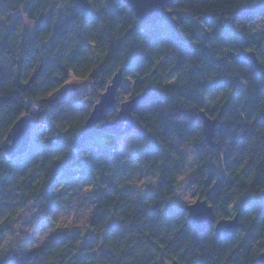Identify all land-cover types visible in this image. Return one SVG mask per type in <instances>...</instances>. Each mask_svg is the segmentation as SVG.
<instances>
[{
  "label": "clouds",
  "instance_id": "clouds-1",
  "mask_svg": "<svg viewBox=\"0 0 264 264\" xmlns=\"http://www.w3.org/2000/svg\"><path fill=\"white\" fill-rule=\"evenodd\" d=\"M88 2L97 14H102L101 9L110 12L111 19L103 27L78 24L74 36L80 46L75 48L61 44L37 57L39 41L21 44V74L30 77L34 86L29 85L27 92L8 93L13 99L6 106L0 104L4 137L0 181L29 168L33 174L40 169L51 173L44 194H21L19 202L11 205L15 214L8 213L11 219L0 221V264H42L41 253L51 235L73 224L64 218L71 214L85 228L95 224L100 211L96 193L109 189L118 193L112 200L118 211L112 210V203L105 204L108 219L94 231L104 232L112 218L123 223L110 237L105 234L107 252L104 243L94 242V264H156L157 259H175L180 252L184 253L181 264H222L223 257L217 253L225 248L235 249L229 264H241V259L257 264L264 257V244L252 240L254 231L264 236V184L255 188L249 181L246 187L234 177L241 160L248 167L240 177L254 163H264V124L253 133L251 123L264 114V99L254 103L264 90V67L260 75L255 64L233 71L234 79L221 92L211 86L212 77L203 64L184 63L175 41L193 46L195 39L198 48L220 51L215 45L227 40L225 57L228 53L235 57L251 44L248 51L255 47L264 57V46L258 47L264 44V0H230L234 11L226 19L221 16L219 26L215 20L207 23L209 18L202 22L198 12L185 16L169 11L178 0H146L149 8L158 9L150 15L142 14L134 0ZM48 8L58 10L60 18L72 11L65 0H49L41 11ZM12 10L22 18V29L38 31L39 13L28 19L27 0L13 4ZM13 19L12 12L0 5V39ZM188 32L191 36L186 37ZM241 32L246 35L240 37ZM19 41V34L11 37L14 55ZM11 63L0 57V64ZM46 64L50 65L47 71L42 67ZM36 67H41L42 83L32 76ZM54 73L62 76V86H55L60 81L52 79ZM157 73L160 80L154 79ZM225 99L221 117L239 120V135H225L222 130L230 126L212 115ZM189 118H195L191 135L186 132ZM238 139L241 144L236 146ZM157 141L158 152L148 153L147 145ZM105 151L107 157L102 155ZM148 156L159 165L146 167ZM90 159L93 163L85 171L82 162ZM65 165L68 177L56 172ZM193 208L205 210L207 219H191ZM222 223L233 225L227 238L218 234Z\"/></svg>",
  "mask_w": 264,
  "mask_h": 264
},
{
  "label": "trees",
  "instance_id": "trees-1",
  "mask_svg": "<svg viewBox=\"0 0 264 264\" xmlns=\"http://www.w3.org/2000/svg\"><path fill=\"white\" fill-rule=\"evenodd\" d=\"M23 0H13V4L22 3ZM49 2V0H27V4L31 7V14L28 19L33 20V14L39 13L38 16L35 17L38 20V31H28L26 29H22L20 27L22 18L17 15L15 11H13V4H8V0H0V5H5L9 11L12 12V16L14 17L13 22L7 25L8 32L4 39H0V57L3 58L4 61H12L11 64H0V104L7 105L8 101L13 99L11 95L8 93H15L19 89L25 90L27 92L29 85L34 86V81L30 77L23 76L21 74V57H20V46L21 44L28 42L31 44L32 41H39V49L35 53L37 57L41 52L47 53L48 49H55L61 44H65L66 47L75 48L80 46V41L75 38L74 32L75 27L80 23L87 24L88 27H91L93 24L97 25V27H103L104 23L111 19V14L104 9H101L102 14H97L92 5L88 11L80 10L77 8L75 4V0H65L66 4L71 6V14L67 18H60L58 15V10L53 8H48L46 12L41 11V8L44 3ZM94 3H103V0H93ZM195 5L194 7L192 5ZM173 12L183 13L185 16H191L194 12L201 13L197 18L202 22L205 21V18H209L207 23H211L213 20L216 21L219 26V18L224 16L227 18V13L234 11L230 7V0H183V3L178 0L176 4L170 6ZM51 13V15H49ZM59 19V24L57 20ZM130 30V29H129ZM185 36H191L188 34ZM19 34L20 41L16 44L15 55L13 54V49L9 47L11 43V37ZM219 33H217L218 35ZM44 35L48 36V39L45 41L42 39ZM246 34L241 32L239 33L240 37H244ZM106 39V36H104ZM177 46L182 49V55L184 57V63L189 60L194 61L196 65L199 67L203 64L207 68V74L212 77L210 83L211 86L219 91H225L229 86V80L234 79L230 76V73L233 71H239L241 68L246 69L249 65H252L250 61H246L239 57L240 53L247 52L249 47H253L251 44H245L244 50L241 51L237 56H233L231 53H228L225 57L223 55L224 51L230 44L227 40H222L220 44H216L215 48L221 49L220 51H216L215 49H211L210 51H205L204 49L198 48L195 45L197 41L195 39L192 40V45L189 46L185 44L183 41H175ZM215 41L213 40L212 43ZM243 43V41L241 40ZM85 46H87V41H84ZM46 45V47H45ZM259 46H264L258 45ZM205 47H210V44L206 43ZM256 58L260 63V67H264V64H261V61L264 60V57L260 55L259 52L253 48ZM37 62L33 61L35 65ZM184 63H181V68L184 67ZM174 66V65H173ZM45 71L50 67V65L42 66ZM167 71H171V68L165 65ZM201 71L203 69H200ZM179 71V69H177ZM193 69H189V72H193ZM257 75H260V70L255 69ZM151 72H156L155 68L151 69ZM151 72L149 75H151ZM41 67H36L35 71L32 72V76L36 78L37 82H43L40 80ZM13 76L16 78L13 79ZM27 79L28 83H24V80ZM53 80H59L60 83L55 85L56 87L62 86L64 83L62 76L56 75L55 73L52 75ZM155 80H160L161 76L157 73ZM164 79H171L170 77L165 76ZM251 79V77H250ZM11 81V84H9ZM240 83L243 84V79L240 80ZM155 86V85H152ZM161 92H165V89L161 88ZM165 94H170L165 92ZM231 95V93H229ZM258 99L254 101V103H258L259 99H264V90H261L258 94ZM228 101L225 99L223 103L220 105V111L212 113L214 117H221V112H223L224 105L227 104ZM195 118H189V122L186 128V132L188 135L193 134V126L192 122ZM221 123H226L230 127L222 130L225 135L229 132H235L238 135L240 134L239 128V120L236 119H228L224 120L221 117ZM255 127L252 129L253 133L256 132V129L260 127V124H264V114H261L258 117L257 121L251 122ZM141 126L145 127L147 130V126L145 122H141ZM247 128V125H245ZM4 139L2 135H0V140ZM158 144L157 143H149L147 145L146 151L148 153H156L158 152ZM241 141L238 139L236 141V146H239ZM222 154V153H221ZM102 155L107 157V152H103ZM258 159H260L258 157ZM154 157L148 156L145 159L146 167H154L159 165V161L153 163ZM83 167L85 171L92 165L93 160L83 161ZM39 162H37L38 166ZM243 165L241 167L240 165ZM34 166V167H37ZM248 167V164L245 163L244 160H241L239 164L236 166L237 176L234 179H239L241 182L245 184V186H249V181L251 182V186L255 188H259L261 184H264V163H254L252 169H250L249 173L240 177L238 174L242 173L244 168ZM57 174H63L68 177L67 165L63 168H59L56 170ZM51 173H47L44 169L38 170L35 174L31 171V168L25 171H16L13 172L11 176L6 177L4 181H0V212L4 213V217H0V221L3 218H9L8 213H12L13 215L16 212L15 207H11L14 203H18V197L23 194L27 197L30 193L33 195H42L44 194V190L49 187L48 176ZM214 186V185H213ZM118 195L117 192H113L111 189L108 191H100L96 193L97 200L99 202L100 211L97 212L98 220L95 224L89 223L91 227V231L94 234L88 235L87 239L84 240L83 235L77 231L65 234H60L56 236L51 242L46 245L45 250L41 253L42 256V264H94V242H101L105 244L104 251L107 252L108 248L106 246V241H104L105 234L107 233L109 237L114 232V230L118 229L123 223V221H117L115 218H112V222L105 226L104 232H96L95 228H98L104 220L108 219L106 213L108 209L104 207L107 203H112L114 197ZM112 210L118 211L116 207V203H112ZM101 212L104 215H101ZM17 218V217H16ZM131 223V222H129ZM147 231V229H145ZM153 244H156L155 240L152 241ZM254 244H264V236L257 235L256 232H253V240ZM156 247L159 248L160 245L156 244ZM96 252H99L100 249L96 248ZM235 252V249L229 251L227 248L223 249L222 252L218 250L217 255H222V264H229V257ZM184 253L180 252L179 255L175 259H169L165 257L163 262L160 260H156V264H167V262L176 261L181 264L180 257H182ZM241 256L244 255L243 252L240 253ZM241 264H250V261H245L241 259Z\"/></svg>",
  "mask_w": 264,
  "mask_h": 264
},
{
  "label": "water",
  "instance_id": "water-1",
  "mask_svg": "<svg viewBox=\"0 0 264 264\" xmlns=\"http://www.w3.org/2000/svg\"><path fill=\"white\" fill-rule=\"evenodd\" d=\"M75 4H76L77 8H79L80 10L88 11L90 8V4H89L88 0H75ZM134 5L138 8V10L142 14H145V15H150V14L158 11V9L149 8L147 6L146 0H134ZM170 6H172V5H170ZM170 6H169V11H173ZM176 41L179 42L180 39H177ZM181 41H183V40H181ZM239 57L241 59H244L246 61L248 60L251 63L257 65L258 67L256 69L258 71L260 70V63H259L258 59L256 58L254 51H248L247 50V52L240 53ZM113 78H115V77H113ZM199 115L201 117H203L204 120L208 119V117L205 116L204 113H199ZM211 129H212V126L210 125L209 126V134L211 133ZM82 142L83 141L81 140L77 146L79 147L80 144H82ZM190 212H191V219H194L197 222H203L207 219L205 210H203L202 208H193L190 210ZM232 230H233V225H230V224L222 223L221 225L218 226V234H223L225 236V238L230 236ZM167 264H180V263H177L176 261H171V262H167ZM257 264H264V257H262L257 262Z\"/></svg>",
  "mask_w": 264,
  "mask_h": 264
},
{
  "label": "rangeland",
  "instance_id": "rangeland-1",
  "mask_svg": "<svg viewBox=\"0 0 264 264\" xmlns=\"http://www.w3.org/2000/svg\"><path fill=\"white\" fill-rule=\"evenodd\" d=\"M16 219H18V217ZM57 219H60V217H57ZM67 220L73 221V224L71 225V227L68 229H63V230L58 229L55 233L51 235L47 244L51 242L56 236L60 234H65V232L67 233L76 232L77 233V231H79L83 235L84 240L86 239V237H88L89 233H91L92 236L94 235L91 231L90 225H88L87 228L83 227L80 223L77 222V218L75 216L70 214L68 217L64 218L65 222H67ZM52 226L55 227L54 222H52Z\"/></svg>",
  "mask_w": 264,
  "mask_h": 264
},
{
  "label": "snow or ice",
  "instance_id": "snow-or-ice-1",
  "mask_svg": "<svg viewBox=\"0 0 264 264\" xmlns=\"http://www.w3.org/2000/svg\"><path fill=\"white\" fill-rule=\"evenodd\" d=\"M188 35H191L190 33ZM253 51V50H252Z\"/></svg>",
  "mask_w": 264,
  "mask_h": 264
}]
</instances>
